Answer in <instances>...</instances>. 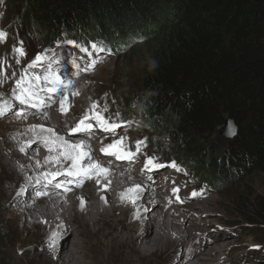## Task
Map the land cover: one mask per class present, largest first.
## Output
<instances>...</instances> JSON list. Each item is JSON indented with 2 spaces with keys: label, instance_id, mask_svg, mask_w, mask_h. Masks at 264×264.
<instances>
[{
  "label": "trees",
  "instance_id": "16d2710c",
  "mask_svg": "<svg viewBox=\"0 0 264 264\" xmlns=\"http://www.w3.org/2000/svg\"><path fill=\"white\" fill-rule=\"evenodd\" d=\"M21 2L31 33L48 40L64 35L85 50L91 40L111 51L146 44L123 111L171 142L188 168L213 172L215 182L199 172L205 185L264 177V0ZM225 123L234 135L216 144ZM254 218L264 221V202Z\"/></svg>",
  "mask_w": 264,
  "mask_h": 264
},
{
  "label": "bare ground",
  "instance_id": "6f19581e",
  "mask_svg": "<svg viewBox=\"0 0 264 264\" xmlns=\"http://www.w3.org/2000/svg\"><path fill=\"white\" fill-rule=\"evenodd\" d=\"M54 64L52 70L60 71L61 66ZM76 77L77 74L68 72L58 77L66 90L67 105L71 99H74L73 105H82L80 99L75 98L82 84ZM6 81L4 78L2 82ZM13 81V84L0 85V106L14 105L11 93L20 89ZM24 83L22 87H27L28 83ZM79 97L87 105L86 109L79 106V113L89 112L88 106L93 102L86 91ZM32 100L37 98L33 96ZM27 106L29 104L18 105L19 113L7 117L0 125V223L7 221L13 226L9 241L11 253L34 254V264H157L168 250L175 249L170 254L173 262H179L182 253L188 251L192 260L187 264H209L205 254L198 255L196 247L189 248L190 243L187 244L195 233V221L187 220L189 226L180 227L167 217L169 211L163 207H160L163 217L159 215L158 200L170 203L165 187L156 186L152 191L146 177L141 183L130 175L133 166L120 167L122 163L114 159L112 153L116 145L113 143L118 140H108L110 144L104 145L95 133L73 131V124L68 132H58L54 123L61 121L57 129L64 123L58 114L53 113V118L37 117L40 114L26 111ZM65 109L69 111V106ZM81 114L79 116H87V113ZM98 117L102 120L103 115L98 113ZM109 123L105 121L113 126ZM46 140L50 141L47 146ZM92 142L103 146L96 147L97 164L88 162L95 150ZM123 142L124 139L119 147L124 146ZM134 151L128 155L130 157L125 155L121 159L133 164L140 158L139 152ZM43 222L49 230L37 232L35 227L42 226ZM68 237L73 242L68 252H62L61 247ZM172 238L177 244H172ZM17 264L26 263L21 260Z\"/></svg>",
  "mask_w": 264,
  "mask_h": 264
},
{
  "label": "rangeland",
  "instance_id": "374dc122",
  "mask_svg": "<svg viewBox=\"0 0 264 264\" xmlns=\"http://www.w3.org/2000/svg\"><path fill=\"white\" fill-rule=\"evenodd\" d=\"M21 1L0 0V31L6 33V39L0 41V82L2 83L0 85H6V82L13 84L15 80L14 86L17 87V81L23 77L24 82L32 85L34 96L37 98L32 100L35 106L29 105L25 110L41 115L47 105L46 110L51 105L61 108V104L58 103L60 100L64 101L66 90L58 77L66 72L77 74L76 80L82 81V84L75 98H79L82 105H73L74 99L69 100V105L64 101L63 107L69 106L70 113L67 123L69 126H66L64 131L68 132L72 124L76 128L77 121L85 119L79 116L81 114L79 106L86 109L87 105L79 96L82 91H86L88 99L93 103L88 106L89 112L84 110L88 119L81 126L82 130L90 134L95 133L96 138L100 136L102 139L100 141L105 142L104 145L110 144L108 140H118L122 143L124 139V146L121 145L123 148L118 146V149L125 151L115 152L120 155L116 156L115 160H118L122 154L128 156L134 149L143 148V152H139V157H142L140 161L131 164L133 167L130 175L141 183L145 182L146 177V182H150L147 186L152 191L157 189L156 186L159 189L165 187L170 195V203L166 204L158 200L160 203L158 213L161 217L163 212L160 207H163L165 211H169L167 217L176 221V225L180 227L189 226L187 220L196 222L195 233L187 242L190 243L189 248L196 247L198 255L205 254L209 264H264V221L254 218L256 207L264 202L263 175L253 173L235 177L232 181L227 179L226 185L220 186L218 190L212 189L204 182H208L205 181L206 179L217 181L213 172L203 173L204 170L199 168L200 174L206 179L202 176L203 178L196 180L194 173L186 170L187 159L173 154L171 142L155 133L150 126L136 128L140 126L138 121L125 115L120 98L122 99L121 95L134 86L135 69L139 61L147 56L146 44L138 42L126 49L111 51L102 40H91L88 49L85 50L77 47V39L68 41L64 35L48 40L44 35L31 33L30 24L28 26L21 16ZM93 44L98 46L95 51L92 48ZM14 49H22L23 55H19ZM38 56L41 57L40 60L36 59ZM54 63L61 66L60 71L52 70L56 66ZM62 69L65 71L62 72ZM4 78L7 81L3 83ZM57 79L59 83L54 82ZM23 84L21 86H24ZM11 94L15 98L19 91L16 89ZM18 105L22 104L15 99L14 105L0 115V125L7 117L19 113ZM98 113L103 115L104 122L108 121L113 125L106 124L108 131L101 127L100 120L96 118ZM40 115L37 117H41ZM96 121L100 125H97ZM86 125L91 127L86 128ZM61 129L57 131L60 132ZM215 139L222 144L229 140L221 134ZM216 140H212V143L215 144ZM93 142L91 144L95 146V150L91 153L88 162L94 163L98 150L96 147L103 146ZM114 151H117L115 147ZM149 160L152 161L151 164H148ZM122 162L123 165H127L125 163L129 161ZM158 162L162 164L157 165ZM140 172L144 176L137 178ZM5 218L7 219L8 215ZM12 228L13 226L7 221L0 223V264H17L21 260L26 264H34L32 257L34 254L23 251L10 252ZM35 230L46 232L49 227L43 222L42 226H36ZM71 239L68 237L60 251L68 250ZM174 243L177 244V240L172 238V244ZM174 250H168L166 255L158 259L157 264H179L180 261V264H187L192 260L188 257L189 252L184 251L179 262H173L170 254L174 253Z\"/></svg>",
  "mask_w": 264,
  "mask_h": 264
},
{
  "label": "snow or ice",
  "instance_id": "6c2138e0",
  "mask_svg": "<svg viewBox=\"0 0 264 264\" xmlns=\"http://www.w3.org/2000/svg\"><path fill=\"white\" fill-rule=\"evenodd\" d=\"M5 39H6V33L0 31V41H3V40H5ZM97 47H98V46L95 45V44L92 45V48H93L94 51L97 50ZM14 51L17 52L19 55H23V51H22V49H14ZM36 59H37V60H40L41 57L38 56ZM45 79H47V77H46ZM54 82H55V83H59V80L57 79V80H55ZM23 83H24V78H23V77L21 78V80L17 81V87L20 89V91H19V94L15 96V99L19 100V102H20L21 104H29V105H31V106H35L34 104H32V99H33V96L35 95V93H34V91H33V87H32V85H31V84H28L27 87H22L21 85H22ZM49 91H53V89H49ZM63 105H64V101L62 100V101H61V111L64 110ZM93 107H95V105H93ZM6 109H7V104H6V103H5L4 105L0 106V115H3ZM96 118H97L98 120H100V117H96ZM86 119H88L87 116L85 117V120H86ZM83 124H84V120H81L80 123L77 124L76 128L73 129V131H81V130H82V129H81V125H83ZM100 124H101V127L105 128V130H108V129H107V125L105 124V122H104L103 120H100ZM85 127H86V128H90L91 125H86ZM58 139H62V138H58ZM49 143H50V141H47V140L45 141L46 146H47ZM76 147H79V146L77 145ZM108 147H109V148H112L113 145H109ZM51 150H52V149L49 148V151H51ZM102 151H106V150H103V149H102ZM106 154H111V153H106ZM73 163H74V165H75V163H76L75 160H74ZM151 163H152V161L149 160V161H148V164H151ZM146 166H147V165H146ZM93 167H98V166H93ZM101 171H104V170L102 169ZM69 174L71 175V174H73V173H69ZM77 174H78V173H77ZM174 191H176V190H174ZM194 195H195V194H194Z\"/></svg>",
  "mask_w": 264,
  "mask_h": 264
},
{
  "label": "water",
  "instance_id": "95a60500",
  "mask_svg": "<svg viewBox=\"0 0 264 264\" xmlns=\"http://www.w3.org/2000/svg\"><path fill=\"white\" fill-rule=\"evenodd\" d=\"M221 134H225L226 137H231L234 134V129L228 123H225L224 127L220 129Z\"/></svg>",
  "mask_w": 264,
  "mask_h": 264
},
{
  "label": "clouds",
  "instance_id": "9594fccd",
  "mask_svg": "<svg viewBox=\"0 0 264 264\" xmlns=\"http://www.w3.org/2000/svg\"><path fill=\"white\" fill-rule=\"evenodd\" d=\"M48 106V105H47ZM47 106L45 107V109L47 108ZM50 108H53V106L51 105V107H49L47 110H46V112H48V110L50 109ZM45 112V113H46ZM48 114V113H47ZM224 127V126H223ZM233 128V127H232ZM73 242V239H71V243Z\"/></svg>",
  "mask_w": 264,
  "mask_h": 264
}]
</instances>
